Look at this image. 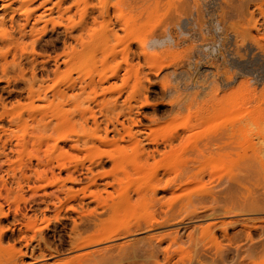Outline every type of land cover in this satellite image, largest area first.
Here are the masks:
<instances>
[{"label":"rangeland","instance_id":"374dc122","mask_svg":"<svg viewBox=\"0 0 264 264\" xmlns=\"http://www.w3.org/2000/svg\"><path fill=\"white\" fill-rule=\"evenodd\" d=\"M179 1L0 0V51H7L9 46H14L13 50L10 48V52L0 53V138L3 141L12 140L14 144L21 141L22 145L14 152L0 147V264H17L22 252L23 263L19 264H85L79 259L66 261L69 256L81 252H74L68 241L72 228L70 216L73 213L67 216L66 212L61 211L58 216L56 206L47 208L42 199L46 192L55 190V181L51 178L53 184L47 185L51 182L50 178L40 181L35 173L49 167H54L59 172L64 164L67 165L66 168H73L76 163H79L77 166L81 165L80 162L89 164L91 160H99L100 156L106 158L111 153L119 157V162L108 160L103 168L96 166L95 172H106L109 179L112 178L110 175L117 172L125 181L144 180L145 175L134 170L139 163L142 167L144 164L140 149L134 147L133 141L126 134L125 141L119 143L122 148L118 145L117 148L115 143H103L100 139L107 137L104 131L106 126L113 129L112 121L119 119L126 125L130 124L129 107H134L132 112L140 120V127L133 125L134 134L158 139L163 151H166L162 145L163 140L172 136V149L158 154L155 160H149L150 167H153L163 183L182 169L184 171L192 167L199 172L194 177L184 176L186 179H183V188L180 187L174 193L176 196L180 192L184 195L180 193L179 198L192 193L195 198L199 190L209 187L213 177L215 184L221 183L217 184V190L219 186L223 191L228 190L232 185L229 177L232 171L238 169V165L242 166L251 160V165L247 162V167L258 168L259 159L253 161L254 151L259 153L264 162V110H261L264 108V13L251 5L255 4L254 0H235V6L231 2H227V5L225 0H201L199 3L203 2L202 6H198L200 4H197V0V3L195 0H186L190 2L189 5H183V1L181 0L182 4ZM220 2H224L225 7ZM238 5L245 8L237 7ZM253 11L256 16L251 14ZM249 18L253 22H248ZM218 23L223 24L220 27ZM10 24L15 27L12 28ZM22 25H25L24 31L20 30ZM242 27L243 35L240 32ZM244 28L248 30L244 31ZM168 30L174 32L171 46L169 44L167 48H160L161 50L146 47L150 35H163ZM144 47L148 51L146 54L141 52ZM43 61L46 67L42 66ZM151 68L160 71L155 75L151 73ZM114 72H118L119 76L113 77ZM166 85H172V95L159 94ZM147 88L150 91H146L150 105L142 106L145 101L143 92ZM55 91L66 92L67 95H63L58 101V97L57 100L53 99ZM30 92L34 93V97ZM29 93L33 99L29 97ZM45 95L54 101L51 99L48 102ZM171 100L172 114H169L165 109ZM57 102L61 104L58 103V111L54 107ZM51 103L54 105L51 106ZM243 115H248V118ZM153 116H157L160 121L153 124L149 119ZM59 117L62 123L59 122ZM238 118L243 125L238 131L241 132L239 139L247 143L242 144L240 141L241 144H235L231 148L214 149L213 145V148L203 149V143L207 139L217 136L218 131L224 129L223 122L224 126L229 127L227 125ZM51 120L53 129L46 131L44 124ZM118 127L121 133L125 132L121 124ZM109 133L108 138L112 140L121 136L113 131ZM250 140L251 144L255 142V145L252 144L254 151L249 145ZM146 141L143 145L152 149L154 145ZM48 149L54 150V153H48ZM252 170L247 174L255 175L256 172L253 170L252 174ZM66 171H62L63 178L68 174ZM124 171H129L130 175H125ZM244 171L242 173L246 174ZM243 176L241 178L245 179L247 175ZM249 177L250 175L246 178ZM98 179L103 180L101 177ZM251 179L255 184L249 182ZM251 179L248 184H251L249 186L253 188L254 195L248 196V202L235 189L233 191L238 193L240 199L236 193L233 192L232 196V191L227 192L240 206L243 203L245 207L247 203L251 206L264 201V197H261L264 196V186H259L264 185L261 184L264 181L261 179L258 184L256 180L254 182V176ZM212 184L215 186L214 182ZM214 186L213 189L216 190ZM254 187L261 188V195L255 196L260 189L255 193ZM34 191H37L36 194ZM223 191V196L216 191L219 193L220 204L227 203L226 198L230 201V196L225 197L226 191ZM163 196L164 192L161 191L160 198L165 200L171 197L169 194L165 198ZM175 198L172 194V200ZM238 199L242 200L241 203ZM147 207L136 203L121 212L115 222H134L139 217L149 215L153 212V207ZM191 210L193 209L188 208L181 212L187 215ZM238 212L235 216L219 212L218 216L215 215L217 218L213 215L201 219H191V215H188L182 223L174 221L154 231L111 240L91 248L126 243H130L132 247L137 239L141 240L151 233L180 230L178 236H182L184 240L182 239L181 246L172 245V264H264V251L256 252L259 250L253 246L255 240L257 243L263 241L264 234H260L263 228L259 227V233L253 234L251 240L238 230L245 223L264 220V210ZM111 215L107 214L106 217ZM253 216L257 219L254 217L253 220ZM251 217V221L247 219ZM231 218L241 220V224L236 222L227 226L229 234L234 236L233 241H229L220 227H217V241L214 244L210 240L211 235L202 230L215 220ZM236 230L237 234L234 232ZM12 234L17 239L21 236L25 238L14 241L10 239ZM190 234L194 236L193 241L188 238ZM139 242L135 246L143 245ZM49 250H59L60 253L50 256ZM161 258L160 263L164 264ZM32 261L34 263H30ZM138 261L143 264L146 259L134 257L115 262L100 260L91 264H138Z\"/></svg>","mask_w":264,"mask_h":264},{"label":"bare ground","instance_id":"6f19581e","mask_svg":"<svg viewBox=\"0 0 264 264\" xmlns=\"http://www.w3.org/2000/svg\"><path fill=\"white\" fill-rule=\"evenodd\" d=\"M182 1H183L182 2L183 5H185L184 3H187L189 5V3H190V2H187L188 0L187 1L185 0L186 2L184 0H182ZM200 1L201 0H199V1L197 0V2H198L197 3L196 0H195V2L197 4H200L199 3ZM222 1H224V0H222ZM225 1L224 2L227 4V2L228 3L229 2L233 3L235 0H225ZM239 1H238V4H239ZM245 1H247V0H245ZM248 1H250V0H248ZM254 1H255V4H251V5H255L257 10L260 13L263 14L264 13V0H254ZM224 2L223 3L220 2V3H222L221 5L223 7H225V5H223ZM250 2H253V1H250ZM179 3H181V0L179 1ZM214 3H216V2L214 1ZM187 4H186V6H187ZM201 4L198 5V6H202ZM205 4H206V2L204 3V5ZM234 4L235 3H233V5ZM204 5H203V7H204ZM208 5H211V4H208ZM241 5H238L237 7H239V6L243 7ZM192 6H194V5H192ZM233 7H231V8H233ZM182 8H183V6H182ZM243 8H245V6ZM223 11H225V10H223ZM254 11L252 13L250 12L251 14H253V16H254V14L256 12V11L255 12ZM243 12H245V11H243ZM227 13H228V11H227ZM227 13H225V14H227ZM179 15H180V13H179ZM214 15H216V14H214ZM255 16H256V14H255ZM226 17L224 16V18H226ZM250 17H252V16H250ZM216 18H218V14H217ZM224 18H222V19H224ZM247 18H248V16H247ZM213 19L215 20V18L212 17V20ZM12 21L14 23V20H12ZM254 21H255V24H256V20H254ZM11 22H9V23H11ZM218 22H221V21H218ZM248 22H253V20L251 21V19H250V20H248ZM13 23H11V24H13ZM223 23H221V24H223ZM218 24H220V23H218ZM221 24H220V27L222 26ZM177 25H179V24H177ZM205 25H206V23H205ZM179 26H181V25H179ZM240 26H242V25H240ZM11 27L13 28L15 26L11 25ZM256 27H257V25H256ZM249 28H251V27H249ZM242 29H243V27L240 30H242ZM246 29L244 31H246ZM20 30L24 31L25 30V25L20 26ZM172 32L173 31L168 30V32L166 34H163V35H159V34L150 35V37L148 38V41H146L147 42V44H146L147 46L146 47L150 48V50L151 49L155 50V49L163 48L165 46L167 48V46L169 44L171 46L172 38H174L172 36ZM240 32H242L241 34L243 35V30L240 31ZM240 32H238V34ZM246 33L248 34L249 32L247 31ZM23 34H25V33H23ZM175 35H176V33H175ZM180 36H183V35H180ZM243 38H244V36H243ZM240 40H242V39H240ZM252 41H253V39H252ZM243 42H241V43H243ZM65 43H67V42H65ZM175 43L176 42H174V44ZM9 47L12 48L11 46H9ZM146 47H144L143 50H141L142 53H145V54L148 53V51L146 50ZM10 48L9 49L7 48V51L10 52V50H11ZM13 48H14V46H13ZM13 48H12V50H13ZM7 51H5V50L4 51H0V53L1 52L4 53V52H7ZM42 66L46 67L45 61H43V65ZM159 71H160V69L158 70L157 68H155V69L153 68L151 70V73L153 72L156 75V73H159ZM112 75H113V77L119 76L118 72L117 73L114 72V74H112ZM254 79H256V78L254 77ZM244 85H242V86H244ZM146 91H149V88H147L143 92L145 101L142 104V106L150 105L149 95H147ZM30 93L32 94L33 92H30ZM31 94H30L29 97L31 99H33L31 96L33 95V97H34V93L32 95ZM65 94H66V92L62 93L60 91H55V93L53 94V96H54L53 99H56V97H58V101H59V98H61ZM159 94L160 95L162 94L163 96L172 95V85L171 86L170 85L169 86L168 85L164 86L163 90L160 91ZM64 98H65V96H64ZM31 99H30V101H31ZM51 99H49V97L46 96V100H48V102H50L49 100H51ZM69 100L70 99L68 98V101ZM31 102H34V101L32 100ZM58 103L59 102L54 103V104L58 105V106L57 105L54 106V107H57L56 108L57 111L60 110V106H59L60 103L59 104ZM54 104L51 103V106H53ZM130 108L131 107H129L130 111H128V118H129L130 124L126 125L124 121L122 122L119 119H116V122L111 120L112 123H113V129L111 130L108 126H106L104 131H106L107 137H105V138L103 137V138H100V139H101V141L103 143H106V144L115 143L117 148H119V147L122 148L121 147L122 145L119 146V143H120V141H125V139H126L125 138V134H126L133 141L134 147H137V149H140V153H141V156H142V160L144 161V164H143V167H142L141 164L139 163L137 166H135L134 170H137L136 171L137 173L142 172L145 175L144 176V180H142L140 182H138V181L137 182L125 181L124 178H122L121 175L119 173H117V172H115L112 175H110L112 178L109 179V177H107L109 175L106 172H104V173H98L99 171L95 172L94 169H95L96 166L103 168L107 164L108 160L112 161V162H119V157L114 155V154H111V153H110V155L107 154L106 158H103V157L100 156L99 157L100 159L97 158L99 160H96V159L91 160L89 164L80 162L81 165L77 166V165H79V163H76V165H74L73 168H66L67 165L64 164V166H62L60 169L58 168L60 170V171L58 170L59 172H56L54 167H49L48 169H44L42 171L41 170L40 171L37 170V172L35 170L36 173L34 172L36 174L35 175L36 178L40 179V181H41V179L42 180L45 179V181H46V179H48V178H50L49 181H51V178L55 181L54 183H55L56 186H55V190L54 191L49 192V193L46 192L44 198L41 197L42 193H40V195H41L40 197L43 198L42 200H44V202H46L47 208L50 209L49 208L50 206H53V205L56 206L55 209L57 210L58 216H59L61 211L66 212L67 216H69L68 215L69 213H73V216H70L71 221H72V228H71V233L69 235V240L68 241L70 242L71 249L74 252L78 251V250L81 251V252L75 253V254H73V256H69L68 257L69 259L66 260V261H71V260H75V259L78 260L79 259L80 262L83 261V263H85V264H91L92 262H96V261H100V260H104V262L105 261H107V262H115V261H122V260H127V259L129 260V259H132L134 257H139V259L141 258V260H142V257H145L146 262L147 261L148 262L147 263L145 262L143 264H152L153 262H154L153 264H162V263H160V257H162L163 259L161 258V260H164V264H172V259H173L172 245L173 244H177V246H181V243H183V240H184L182 238V236L181 237L178 236V233L180 232V230H174V231L166 232V233H160V232L156 233V232H154V233H151V234L145 236L141 240L137 239V241H136L134 239L136 242L133 243L132 247L130 246V243L129 244L126 243L124 245H119V244L118 245H111V246L104 247V248H91V247H93L95 245H100L102 243H105V242H108V241H111V240H117L119 238L132 236V235L137 234V233H144V232H147V231H154V230H156L158 228H161L163 226L170 225V224H172V222L174 223V221L176 223L177 222L178 223H182L184 218H187L188 215H191V216H189L191 219L192 218L193 219L194 218L198 219L199 217L201 219L202 217H205V216L211 217V216L214 215V217H216V216H218L217 213H219V212L223 213V215L227 214L229 216H235L236 214H239L238 211H243L244 210V211H249V212H258V211H263L264 210V201H260V204H255V205H251V206L249 205V203H247L246 206L247 205H249V206L248 207H246V206L244 207L243 205H245V203H243L242 206H240L239 204H237L238 202L236 203L235 202L236 200L234 198H232V196H233L232 193L234 192L233 190L235 189V191L237 190V192L240 193V195L243 197V199H246L247 200L246 202H248L249 201V199H247L248 196L251 195V194L254 195V193H252V189L253 188L251 189L250 186H249L251 184H255V183H252L253 180L251 178H253V176H254V182L257 181L256 183H258V184H259V182H261V179L264 181V162L259 157V153L254 151V148H253L254 146L253 145H255V142L254 143L252 142V144H253L252 145L251 144V140H250V143H249V145L251 144L250 146H252V149L255 152L254 153L255 156L253 158V161H255V160L258 161L257 159H259V163H260V165L259 164L257 165L258 168H252L254 170V172H256L255 175L253 174V170L251 169V167L250 168L247 167L248 163H249V165H251L250 164L251 160H248L242 166L238 165V169H236V171H232V174L229 177V179H231L229 181L230 182L232 181L231 182L232 185L231 186L228 185L229 186V188H228L229 191L228 190H225L226 192L223 191L222 189H220V186H219V190H217L218 189V185L219 184L221 185V183H219V184L216 183L215 184V179L213 177V179L210 180L211 184L214 182V184H215V186L217 188L213 184L212 185L210 184V185H208L209 187H207L204 190H199V192H198V190H196L198 193L195 194V198H193L194 197L193 196L194 193H192V195L191 194L188 195V196L185 195V197H183V198L180 197L179 198L178 196L179 195L181 196L182 193L180 192L181 194L180 193H179V195L177 194L178 196H176L175 194L178 192V189L180 187L183 188V186H184L183 185V179H186L189 176H193L194 177L199 172L197 170H195V168L193 169L192 167L186 168V169H184V171L182 169L181 172L176 171L177 173L175 174V176H173V177L171 176V177L167 178V180L163 183V180L160 179L158 177V175H156V171L153 170V167H150L149 160L150 159L155 160L158 154H163L165 152L167 153V152H169L172 149V143L174 142V141L172 142V136H170L169 138H165V140H163L164 144H162V145H164L166 151H163L162 148H160L161 147V144H160L161 141H159L158 139L151 138L150 136H148V137H144L143 135H141L140 137L137 136L133 132V125L139 126V121L140 120H139V117L137 116L138 117L137 118L136 116H134V114H133L134 112H132L134 107H133V109L132 108L130 109ZM261 110L263 111L264 108L261 109ZM165 112H168L169 114H172V100L169 101L168 106L165 109ZM68 116H69V114H68ZM244 116H246V115H243V117ZM243 117H241V119H243ZM67 118L65 120H67ZM116 118H118V117H116ZM244 118H248V115H247V117H244ZM60 119L61 118L59 117V120ZM149 119L153 122V124H156L157 122L160 121V119L157 116L156 117H154V116L153 117H149ZM241 119L238 118L237 121L238 120L240 121ZM51 121H52V123H51ZM51 121L50 122L48 121L47 123L44 124V129L46 131L48 129L50 130V128L53 129V125H52L53 124V120H51ZM61 121H62V119L59 122L62 123ZM67 121H69V120H67ZM237 121H233L230 125H227L229 127L224 126L223 124H225V123L223 122L222 126L224 127V129H221V130L222 131L224 130V132L222 133V131L219 130L218 133H217V136L215 135V137H214L212 135L213 137H211V138L208 137L209 139H207L203 143L204 144L203 145V149L213 148L212 147L213 145L216 146V147L214 146V149L217 148V147L218 148H221V147H229V148H231L233 146L235 147L236 145L238 146V144H241L240 141L242 142V144H243V142L247 143V141L240 140L241 138L239 136V133H241V132H238V131L241 130V127L243 125H242V120L240 121L241 123L239 121H238L239 122L238 123ZM244 121L245 120L243 119V122ZM235 122L238 123V125ZM118 124L119 125L121 124V126H122V128L124 129L125 132L121 133V130L118 127ZM222 126H220V127L223 128ZM239 128H240V130H239ZM110 131H113L114 133L116 132V133L121 134V136L118 135V137H121V139H118V137H117V139L115 138L113 140L108 138V134H110L109 133ZM220 133H221L222 136H220ZM143 137L147 140V141L145 140L147 143H150V144L154 145L153 148L151 147L152 149H149L150 146H148V148H147L146 147L147 145L146 146L143 145L144 144L143 142H145ZM179 137H181L180 133H179ZM238 139H239V141H238ZM11 141L10 140L9 141H5V140L3 141V139L0 138V145H1L0 147H2L4 150L9 148L13 152L15 150H19L22 147V145H20L21 141H18L17 142L18 144H16V143L14 144ZM22 142L25 143L26 141H22ZM121 144H122V142H121ZM53 149H56V147H53ZM49 150L50 149L47 150L48 153H50V154L54 153V150L53 151L50 150L52 152H50ZM200 151H204V150H200ZM145 165H146V167H144ZM147 165H149V167H147ZM255 165H256V163H255ZM59 166H61V164ZM140 166H141V168H140ZM45 167H47V166H45ZM138 168H140V169H138ZM247 168H249V170L246 171ZM63 169H66L67 170L66 172H68V174L66 173L67 176L65 178H63L62 175H61ZM243 170H245L244 172H246V174L242 173ZM250 170H252L251 171L252 174H253L252 176L249 173L247 174V172H250ZM94 172H95V174H94ZM240 173H242L244 176L247 175L246 176L247 178L250 175L251 178L249 177V179H251V180L247 179L243 175L242 176L245 179H247V181L245 179L241 178L242 176L240 175ZM49 174H51V177H49ZM124 174L129 176L130 172L129 171H124ZM256 174H257V176H256ZM184 176H186V178H184ZM100 177L103 180H101V179L99 180L98 178H100ZM106 177H107V179H106ZM248 180H249V182L251 184H248L249 183ZM210 181H208V183ZM51 182H48L47 185L53 184V182L52 183ZM236 182H237V187H236ZM186 184H188V183H186ZM258 184H257V186H258ZM261 184H264V183L261 182ZM40 186L37 187V190L39 189ZM213 186L215 187L216 190L213 189ZM259 186L261 187V186H264V185H259ZM34 187L36 188V186H34ZM254 188L256 189L254 191L255 193H257V191L259 189L260 190L258 191V193L261 192V188H258V187H257L258 189L256 187H254ZM263 188H262V191H264ZM225 189H227V188H225ZM161 191L164 192V196H163L164 198H165V195L167 196L168 194H169V196L171 195V197L169 199H165V200L162 197L160 198L159 197V193ZM216 191L220 192V196H223V195H221L222 191L225 192L224 193V194H226L225 197L226 196L227 197L230 196V201H229V198H228V200L226 198L227 203L220 204L221 200L219 199V196H218L219 193H217ZM230 191H232L230 193V194H232V196L229 193H228L229 196L227 195V192H230ZM36 192L34 191L33 193L36 194ZM237 192H234V193H236L235 195L238 194ZM258 193L255 196L261 195L260 193L259 194ZM172 194H173V198L176 197L175 198L176 200L173 199L174 201L172 200ZM262 195H264V193H262ZM182 196H184V195L182 194ZM237 197H238V195H237ZM261 197L263 198L264 196H261ZM224 199L225 198H223V200ZM263 200H264V198H263ZM239 201L241 203L242 200H239ZM136 203H142L145 207L148 206L147 208H152L153 207L152 208L153 212L151 211L152 213H149V215L147 214L146 216L139 217L138 219H136V221L134 220V222L130 221V222L124 223V224H117V222H115V221L117 220L116 218L120 216L121 212H125L127 209H129L130 207H132ZM149 206H151V207H149ZM188 208H191L193 210L190 211L191 212L190 214L183 215L181 210H183V209L186 210ZM110 213L112 214L111 216H109L111 218L106 217V215L110 214ZM58 216L56 214V217H58ZM254 217L255 216H253V220L257 219L256 217L254 219ZM235 219L233 220L231 218L229 220H220V221H216L215 220V222L209 223L202 230H203V232L209 233L211 235V239L210 240H211V242L214 241V244H215V241H217L216 230H215V228H217V227H220V230L223 232V235L229 241H233L234 236H231L229 234L227 226L229 227V225L231 226V225H233L236 222L240 223L241 220L238 221V220H235ZM247 219L248 220H250V219L252 220V217L251 218H247ZM242 221H244V220L242 219ZM259 227L263 228V229H261V233H260V234L263 235L264 234V220H262L261 222H258V220H257V222L254 221L252 224L251 223H249V224L245 223V225L242 226V228L238 229V230H239V233H240V231L243 232L246 235V238L251 240L252 239V235L255 234L256 232H258V228ZM235 228H237V227H235ZM234 232H235V234H237V230L234 231ZM231 234H233V233H231ZM193 237H194L193 234L188 235V238L190 240H192V239L194 240ZM24 238L25 237L21 236V238L19 237V239H17L14 236V234H12L11 237H10V239H14V241L15 240L16 241L17 240L21 241ZM261 239L262 238H260V240ZM243 240H245V239H243ZM254 240H255V238H254ZM139 241H141L143 243V245L140 244L139 246H135L136 243L139 242ZM255 241H256V243L254 242L253 246L256 247L259 250V251H256V250L255 251L256 252L264 251V239H263V241H259L258 240L259 241L258 243H257V240H255ZM141 242H139V243H141ZM165 242H166V245H163V244H165ZM246 242H248V241H246ZM232 245H233V243H232ZM253 246L251 245V248ZM229 248H231V247H229ZM176 251H177V249H176ZM58 252H59V250H49L48 254L51 256V255L57 254ZM217 252H218V250H217ZM23 254L24 253L22 252L20 257L17 259V264L23 263V260H22V255ZM46 255L47 254H43V256H46ZM149 260H153V262L149 263L150 262ZM30 263H34V261H32ZM136 263L137 262H135V264ZM93 264H96V263H93ZM138 264H140L139 261H138Z\"/></svg>","mask_w":264,"mask_h":264}]
</instances>
